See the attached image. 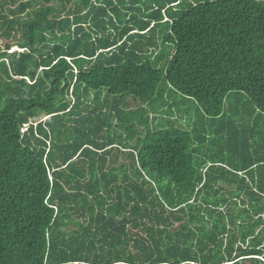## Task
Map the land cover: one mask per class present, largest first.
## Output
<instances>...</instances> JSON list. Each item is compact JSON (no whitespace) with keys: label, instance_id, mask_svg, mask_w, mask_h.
Listing matches in <instances>:
<instances>
[{"label":"trees","instance_id":"obj_1","mask_svg":"<svg viewBox=\"0 0 264 264\" xmlns=\"http://www.w3.org/2000/svg\"><path fill=\"white\" fill-rule=\"evenodd\" d=\"M0 264H264V0H0Z\"/></svg>","mask_w":264,"mask_h":264},{"label":"rangeland","instance_id":"obj_2","mask_svg":"<svg viewBox=\"0 0 264 264\" xmlns=\"http://www.w3.org/2000/svg\"><path fill=\"white\" fill-rule=\"evenodd\" d=\"M14 49L17 48L14 47L12 50ZM186 106L189 108V113L185 111L182 105L179 108L169 107L167 104L164 105L157 113H151V126L154 128H163L168 126V121H172L182 128H190L195 111L192 105L188 104Z\"/></svg>","mask_w":264,"mask_h":264},{"label":"built area","instance_id":"obj_3","mask_svg":"<svg viewBox=\"0 0 264 264\" xmlns=\"http://www.w3.org/2000/svg\"><path fill=\"white\" fill-rule=\"evenodd\" d=\"M27 125H24L23 128H21V132H23L26 129Z\"/></svg>","mask_w":264,"mask_h":264}]
</instances>
